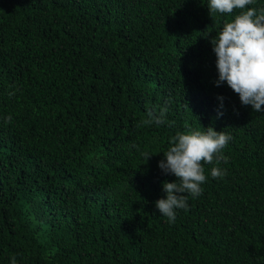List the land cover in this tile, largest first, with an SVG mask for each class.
Returning <instances> with one entry per match:
<instances>
[{"label": "trees", "instance_id": "trees-1", "mask_svg": "<svg viewBox=\"0 0 264 264\" xmlns=\"http://www.w3.org/2000/svg\"><path fill=\"white\" fill-rule=\"evenodd\" d=\"M240 11L0 0V264H264V111L216 86L210 43ZM209 126L226 160L169 222L158 162Z\"/></svg>", "mask_w": 264, "mask_h": 264}, {"label": "clouds", "instance_id": "clouds-1", "mask_svg": "<svg viewBox=\"0 0 264 264\" xmlns=\"http://www.w3.org/2000/svg\"><path fill=\"white\" fill-rule=\"evenodd\" d=\"M255 0H208V10L219 14H232L241 10L226 22L215 39H211L212 50L216 55L218 78L216 86L226 83L239 96L240 103L251 106L253 111H264V8L246 6ZM223 100V97H218ZM222 108L223 105L221 104ZM167 107L158 114L148 113L147 123H165ZM222 115V112H218ZM9 121L11 117L7 118ZM206 131L178 133L171 139V146L158 167L165 175L175 176L172 182H162L164 198L154 202L159 213L174 222L176 210L188 209V196L198 197L206 182L204 164L219 165L221 153L232 139L227 132L216 131L213 127ZM153 154L144 153L145 161ZM203 162V163H202ZM213 178H222L226 171L218 166L211 169ZM15 264V259L12 260Z\"/></svg>", "mask_w": 264, "mask_h": 264}]
</instances>
